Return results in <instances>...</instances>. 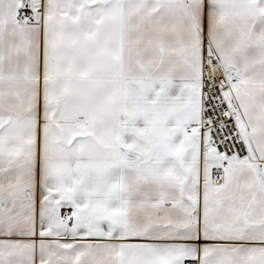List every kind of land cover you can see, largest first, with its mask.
I'll use <instances>...</instances> for the list:
<instances>
[{"label": "snow or ice", "instance_id": "6c2138e0", "mask_svg": "<svg viewBox=\"0 0 264 264\" xmlns=\"http://www.w3.org/2000/svg\"><path fill=\"white\" fill-rule=\"evenodd\" d=\"M0 264H264V0H0Z\"/></svg>", "mask_w": 264, "mask_h": 264}]
</instances>
